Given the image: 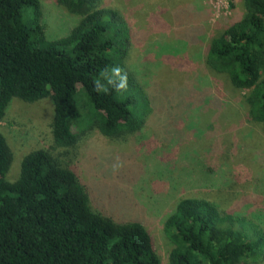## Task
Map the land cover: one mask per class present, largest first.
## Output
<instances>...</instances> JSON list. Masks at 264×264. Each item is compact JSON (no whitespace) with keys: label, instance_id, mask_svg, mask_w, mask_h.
<instances>
[{"label":"trees","instance_id":"trees-1","mask_svg":"<svg viewBox=\"0 0 264 264\" xmlns=\"http://www.w3.org/2000/svg\"><path fill=\"white\" fill-rule=\"evenodd\" d=\"M57 2L81 19L51 39L40 0H0V121L15 98L50 97L57 146H73L94 129L108 137L138 130L148 98L126 65L128 35L117 27V12L92 9L91 0ZM244 6V15L211 39L207 63L243 92L249 120L264 123V0ZM11 162L0 131V264H162L142 222L94 211L74 173L47 151L27 153L15 181L7 178ZM243 211L212 196L179 199L164 222L168 263L260 264L264 227Z\"/></svg>","mask_w":264,"mask_h":264},{"label":"rangeland","instance_id":"rangeland-1","mask_svg":"<svg viewBox=\"0 0 264 264\" xmlns=\"http://www.w3.org/2000/svg\"><path fill=\"white\" fill-rule=\"evenodd\" d=\"M40 1L51 39L81 19L57 0ZM90 7L115 10L127 32L125 62L148 98L143 124L120 137L90 130L73 146H57L53 100L15 98L0 121L12 153L8 180L19 178L27 153L44 149L74 173L94 211L142 222L162 264L172 248L164 222L185 196L238 204L264 227V123L249 120L243 92L207 63L211 39L244 15V0H91ZM32 13L24 7L28 26Z\"/></svg>","mask_w":264,"mask_h":264}]
</instances>
